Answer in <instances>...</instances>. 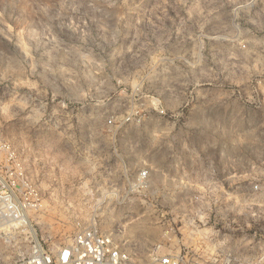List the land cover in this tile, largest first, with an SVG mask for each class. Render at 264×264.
<instances>
[{
    "label": "rangeland",
    "instance_id": "rangeland-1",
    "mask_svg": "<svg viewBox=\"0 0 264 264\" xmlns=\"http://www.w3.org/2000/svg\"><path fill=\"white\" fill-rule=\"evenodd\" d=\"M1 146L43 194L8 263L264 264V0H0Z\"/></svg>",
    "mask_w": 264,
    "mask_h": 264
},
{
    "label": "built area",
    "instance_id": "built-area-1",
    "mask_svg": "<svg viewBox=\"0 0 264 264\" xmlns=\"http://www.w3.org/2000/svg\"><path fill=\"white\" fill-rule=\"evenodd\" d=\"M0 156V264H124L126 256L115 240L97 228L80 230L70 243L59 250L46 248L32 238L31 252L13 263L5 260L2 247L17 243V236L30 227L29 213L39 210L43 194L31 179L28 169L19 155L9 147L1 146ZM149 176L140 175V185L145 187ZM161 264L189 263L184 257L168 256Z\"/></svg>",
    "mask_w": 264,
    "mask_h": 264
},
{
    "label": "bare ground",
    "instance_id": "bare-ground-1",
    "mask_svg": "<svg viewBox=\"0 0 264 264\" xmlns=\"http://www.w3.org/2000/svg\"><path fill=\"white\" fill-rule=\"evenodd\" d=\"M33 235L35 236L36 234H35V232H34V230H33ZM34 238V237H33ZM36 241H37V239H35Z\"/></svg>",
    "mask_w": 264,
    "mask_h": 264
}]
</instances>
